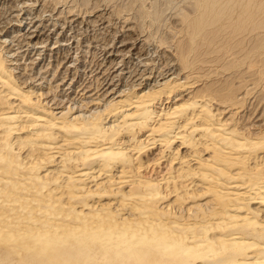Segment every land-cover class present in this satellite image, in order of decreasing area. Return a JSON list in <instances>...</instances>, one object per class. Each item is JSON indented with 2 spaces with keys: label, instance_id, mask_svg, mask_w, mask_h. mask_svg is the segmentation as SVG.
Instances as JSON below:
<instances>
[{
  "label": "bare ground",
  "instance_id": "6f19581e",
  "mask_svg": "<svg viewBox=\"0 0 264 264\" xmlns=\"http://www.w3.org/2000/svg\"><path fill=\"white\" fill-rule=\"evenodd\" d=\"M53 1L0 0V264H264V0Z\"/></svg>",
  "mask_w": 264,
  "mask_h": 264
},
{
  "label": "rangeland",
  "instance_id": "374dc122",
  "mask_svg": "<svg viewBox=\"0 0 264 264\" xmlns=\"http://www.w3.org/2000/svg\"><path fill=\"white\" fill-rule=\"evenodd\" d=\"M63 1L64 0H61L62 4L66 3V2H69V1H73V0H65L64 2ZM74 1L77 2L78 4H81L84 0H77V1L74 0ZM87 1L88 2L86 4H88L89 6H92L94 3L99 1L98 3L100 4L101 7H102V4H103V8H109V6H110L109 9L119 8V7H121L120 5L123 4L122 5L123 7H121L122 10H121V8H119V9L121 11L124 10L123 11L124 14H130V15L131 14L132 15L135 14V15H138V16L140 15V19H144V23L148 27V28L145 27L146 30L148 29L150 31H156V32H158L157 34H160V35L162 34L161 36H164L168 32L167 30L169 29V25L171 24L172 20L177 17L176 15H178V17H179L178 11H183L184 9L188 8V9L184 10V12L185 11H187V12L189 11L190 12V10L192 11V10L195 9L194 5H193L194 4L193 2H195V0H192L193 2L191 0H129V1L128 0H125V1L124 0H112V1L111 0H97V1H95V0H87ZM89 1H92L93 3L92 2L89 3ZM53 2H54L53 0H50V1L47 0V4L48 5H52ZM123 2H125V3H123ZM161 2H163V3H161ZM124 4H125V7H124ZM188 4H191L193 6H190ZM160 5H163V6H160ZM186 5L189 6V7H187ZM136 9L137 10L140 9L139 11H142V12H140V14H139L136 11ZM181 9H183V10H181ZM3 11L5 12V9L0 10V13H3ZM136 12L138 14H136ZM174 14H175L176 17L174 16ZM114 19H116L115 16H114ZM149 22H150V24H149ZM162 26H164L165 28L162 27ZM246 64H248V61L247 62H243V63H241L240 65H238L236 67L228 69L226 72L237 71L240 68L244 69L246 67Z\"/></svg>",
  "mask_w": 264,
  "mask_h": 264
}]
</instances>
